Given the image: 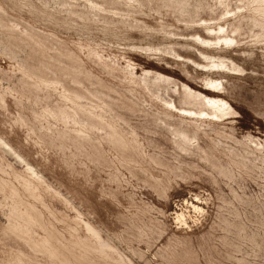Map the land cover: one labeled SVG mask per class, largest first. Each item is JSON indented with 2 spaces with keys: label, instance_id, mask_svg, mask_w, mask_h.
I'll return each instance as SVG.
<instances>
[{
  "label": "rangeland",
  "instance_id": "obj_1",
  "mask_svg": "<svg viewBox=\"0 0 264 264\" xmlns=\"http://www.w3.org/2000/svg\"><path fill=\"white\" fill-rule=\"evenodd\" d=\"M0 264H264V0H0Z\"/></svg>",
  "mask_w": 264,
  "mask_h": 264
},
{
  "label": "bare ground",
  "instance_id": "obj_2",
  "mask_svg": "<svg viewBox=\"0 0 264 264\" xmlns=\"http://www.w3.org/2000/svg\"><path fill=\"white\" fill-rule=\"evenodd\" d=\"M189 205H191V204H189ZM194 207L193 208H195V209H198L199 210V208L198 207H196L195 205H193ZM202 209V208H201ZM186 214V213H185ZM176 218L178 219V220H181V219H183L184 218V216H183V214L182 213H178L177 214V216H176ZM184 220V219H183ZM190 228V227H189Z\"/></svg>",
  "mask_w": 264,
  "mask_h": 264
}]
</instances>
